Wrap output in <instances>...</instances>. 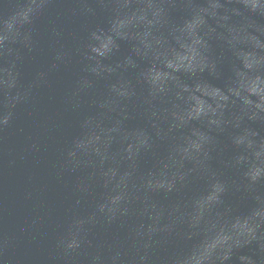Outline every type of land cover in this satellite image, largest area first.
<instances>
[{"label":"clouds","instance_id":"clouds-1","mask_svg":"<svg viewBox=\"0 0 264 264\" xmlns=\"http://www.w3.org/2000/svg\"><path fill=\"white\" fill-rule=\"evenodd\" d=\"M57 2L0 0V143L18 108L36 110L52 72L74 56L81 64L63 99L80 113L79 131L60 146L48 177H72L56 257L62 264H264V0H71L74 14L107 9L106 25L68 48L59 18L50 20L52 60L25 81L22 66L42 51L35 24ZM221 78L223 86L212 82ZM134 116L144 123L130 126ZM57 126L37 124L24 151L40 153V137ZM224 136L232 148L226 158ZM146 156L152 165L142 169ZM198 181L204 188L192 191ZM229 192L251 202L246 211L227 202ZM173 240L185 247L157 260ZM7 245L0 237V264H12Z\"/></svg>","mask_w":264,"mask_h":264},{"label":"water","instance_id":"water-1","mask_svg":"<svg viewBox=\"0 0 264 264\" xmlns=\"http://www.w3.org/2000/svg\"><path fill=\"white\" fill-rule=\"evenodd\" d=\"M92 6L96 8L95 15L74 14L73 9L78 6L71 0H60L37 20L35 34L42 51L26 59L22 66L25 81L31 79L37 70L46 68L52 60L53 53L49 46L50 20L59 18L64 31L63 43L68 48H74L77 39L86 38L89 29L106 25L108 10L98 5ZM184 14L179 9L173 12L177 20H180ZM127 51L128 45L122 44V54ZM80 69L79 58L74 56L69 65L52 72L49 76V85L41 88L37 93L36 110L29 115V107L18 108L14 125L5 131L4 141L0 143V237L8 240L4 255L6 259L12 261V264H62L55 255V239L64 210L72 202L68 192L72 177L66 176L62 182L49 180L48 177L52 162L58 158L60 146L67 143L79 131L80 113L66 110L63 99L80 74ZM223 71L226 76L227 65L224 66ZM129 75L133 76L132 73ZM212 82L223 86L224 79H213ZM97 89L103 90L104 83L98 82ZM85 110L91 111L92 108L86 105ZM133 111L135 112V108ZM45 121L58 126L40 137L42 143L40 153L25 152L27 136L35 135L37 124H43ZM143 123L144 121L138 116H134L129 121L130 126ZM19 128L24 129L23 133L18 131ZM222 142L227 146L224 152L226 158L231 154L232 148L227 136L222 137ZM158 150L164 153L166 145L161 144ZM12 160L15 163L9 164ZM151 165L150 156H146L141 161L142 169H147ZM216 166L220 167L218 164ZM222 171L226 178L237 176L234 172ZM30 175L34 177L31 182L28 180ZM43 182L48 183L46 192L40 190V184ZM203 188L204 182L198 181L192 186V191H201ZM66 194L69 195L68 199H65ZM226 200L240 212L246 211L251 203L232 192L228 193ZM49 209H51L50 215ZM37 215L41 219L36 225H32L31 221ZM183 247H185L183 242L173 240L166 248L158 249L156 259L166 257L174 248Z\"/></svg>","mask_w":264,"mask_h":264}]
</instances>
